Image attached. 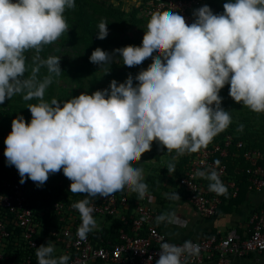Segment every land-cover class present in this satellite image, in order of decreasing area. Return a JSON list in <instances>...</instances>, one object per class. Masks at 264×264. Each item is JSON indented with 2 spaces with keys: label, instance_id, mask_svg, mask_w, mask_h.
<instances>
[{
  "label": "clouds",
  "instance_id": "9594fccd",
  "mask_svg": "<svg viewBox=\"0 0 264 264\" xmlns=\"http://www.w3.org/2000/svg\"><path fill=\"white\" fill-rule=\"evenodd\" d=\"M75 7V0H0V104L14 96L38 101L27 106L30 122L22 114L12 120L4 141L6 164L16 168L21 185L30 179L37 188L62 169L70 192L86 194L71 205L80 214L77 236L84 240L99 228L92 215L95 198L125 188L145 197L144 169L133 162H140L154 141L168 154L175 152L166 166L171 175L178 157L206 149L230 126L231 113L221 106L225 85L236 103L264 113V0H227L219 14L205 4L193 10L190 25L177 12L156 11L140 46L112 52L97 47L89 57L104 74L112 63L132 68L150 58L146 69L123 82L113 79L91 95L48 102L45 92L63 72L60 57L39 54L69 31L64 13ZM107 25L105 20L97 25V39L109 35ZM33 50L29 65L25 54ZM41 68L47 69L43 78ZM243 129L240 124L237 131ZM214 163L218 167L220 161ZM195 175L209 181L210 192L227 196L216 168ZM166 196L180 199L176 192ZM166 220L175 222L172 214L156 217L157 223ZM159 248L156 264H187V257L200 252L192 241L162 242ZM54 252L50 242L37 247V264H68L69 255Z\"/></svg>",
  "mask_w": 264,
  "mask_h": 264
},
{
  "label": "built area",
  "instance_id": "2783aa9c",
  "mask_svg": "<svg viewBox=\"0 0 264 264\" xmlns=\"http://www.w3.org/2000/svg\"><path fill=\"white\" fill-rule=\"evenodd\" d=\"M142 7L141 14L146 20L156 11H173L182 15L190 25L194 22L193 10L202 6L203 0H137ZM189 161L178 184L186 200L202 217H214L219 214V208L224 202V196H217L208 190L209 181L195 175L197 171H207L216 168L221 181L231 190L233 197L238 194L236 181L228 179L226 158L244 159L248 166L246 172L250 175V190L261 193L264 190V151L248 147L243 140H235L232 134L224 139L210 143L206 149L197 153L187 154ZM215 161H220L219 166ZM63 174V170L56 173ZM50 174L49 176H52ZM20 179L0 178V261L5 259V246L10 238L18 244L24 243L25 249L33 250L40 246L41 241L58 244L60 255L70 256L68 264H88L101 262L103 264H154L159 259L162 242L177 246L185 241L198 244V256L187 257V264H203L214 261L216 264H229L231 256H248L253 254L264 255V210L254 211L248 220L245 237L236 230H229L225 234L211 233L201 239L181 241L170 240L160 229L156 217L160 213L155 208L156 197L147 189L143 199H139L133 208L130 203L132 192L127 188L109 198L97 197L92 201L94 212L99 218L111 217L119 219L124 226L119 230L115 240L104 242L95 240L89 233L81 240L77 230L82 221L78 210L71 207L63 199H52L46 213L58 217V226H47L46 221H39L38 215L31 207L33 181ZM48 180L44 184L47 185ZM59 185L64 181L60 180ZM71 181L68 179L67 190H70ZM44 186L40 189L43 190ZM86 194H76L70 197L80 201ZM47 195V199L50 198ZM44 213H41L43 215ZM187 254L182 256V262ZM151 257V259H150ZM33 255H28L19 261L10 264H32Z\"/></svg>",
  "mask_w": 264,
  "mask_h": 264
},
{
  "label": "trees",
  "instance_id": "16d2710c",
  "mask_svg": "<svg viewBox=\"0 0 264 264\" xmlns=\"http://www.w3.org/2000/svg\"><path fill=\"white\" fill-rule=\"evenodd\" d=\"M115 1L118 0H75V9H68L65 11L64 15L70 27L68 31L70 49L66 51L67 54L64 57V64H72L71 62L73 59H75V55H81L86 59V61L89 62V64H91L89 60V57L91 55H85L84 52L92 50L94 51L100 44L107 45L115 43V49L128 45H141L138 39L129 36L118 38L107 36L104 40H99L96 38V32L98 30L97 25L101 22V20H105L108 23L107 27L109 31L123 30L125 20L126 18L129 19V17H131L130 20L133 23H138L146 20L141 14V6L133 7L132 11L128 12L118 6L116 8V5L114 3ZM225 2H227V0H203L202 6L207 4L213 10L214 14H219L223 13V4ZM31 52L32 51H29L25 54L27 57L26 63L28 62V54ZM60 52L61 50L59 47L46 45L41 54L46 59L50 55L58 57ZM30 64L33 63L30 61ZM60 67L61 69L63 68L61 65ZM86 68L88 67L86 66ZM133 68H136V66ZM229 88L230 85H226L222 89V91L229 92ZM4 110L5 109H0V121L1 116H3V114H7V111ZM237 128L238 127L235 124L231 123L230 126L225 131L218 134L211 143L218 142V140L220 139H224L227 134H232L236 141L243 140L248 147L257 148L264 151V134L261 135L257 131L261 136L258 137L257 133L249 131L239 132L237 131ZM4 141L5 140L1 139L0 137V151L5 150L6 145ZM154 143L161 150V146L159 145V143L155 141ZM163 150L167 152L166 147H164ZM169 155L172 157L175 155V152ZM188 161L189 156L185 154L180 157L177 164L175 163L176 171L167 180V183L169 185L179 186L178 181L184 173L185 166ZM224 162L227 163V178L235 180L239 190L237 196L233 197L231 190L227 189L228 193L227 196H224V202L219 208V213L238 209V206L241 205L242 202L246 201L245 195L248 191L249 186L251 185L250 175L246 172L248 164L244 159L238 158L237 160H234L232 157H230L226 158ZM0 178H12L14 180L20 179L16 168L14 166H7L4 154L0 156ZM163 179L165 178L163 177ZM60 180L64 181L63 185L58 184ZM144 182L147 184L148 190H151L150 188L152 187L156 188V180L154 177L149 176L144 180ZM67 183L68 178H66L62 173L49 176L48 184L44 186L43 190L37 188L33 182L32 195H30L31 207L38 215V220H45L48 227L58 226L60 224L56 215L52 213H46V207L50 206L52 199H63L69 204L77 202V199L74 200V198H71L72 200H70V197L76 196V194H73L70 192V190H67ZM151 191L154 193V195H156L153 190ZM47 195H50L51 197L47 199ZM138 200V195L136 193H132L130 197V203L132 204L133 208L135 207V204ZM260 209L264 210V202L258 208V210ZM41 213L44 214L41 215ZM93 218L95 220L99 219L97 215H94ZM106 218L111 221L106 227L93 230L89 233L97 241H100L101 238L104 239V242L115 240L119 235L120 228L124 226L119 219H112L111 217ZM44 242L45 241H41L40 245H42ZM5 251V259L3 261H0V264H10L13 261L23 260L28 255V253H32L33 255L32 264H37V258L35 255L36 249H25L24 243L18 244L13 238H10L6 243Z\"/></svg>",
  "mask_w": 264,
  "mask_h": 264
},
{
  "label": "rangeland",
  "instance_id": "374dc122",
  "mask_svg": "<svg viewBox=\"0 0 264 264\" xmlns=\"http://www.w3.org/2000/svg\"><path fill=\"white\" fill-rule=\"evenodd\" d=\"M114 1V0H113ZM117 6L125 11H132L133 7H138L137 0H118L114 2ZM131 17L126 18L124 29L119 31H109L108 37H123L129 36L138 39L142 43V38L144 31L147 30L148 20H144L138 23H133L130 20ZM69 34L68 32L63 34L56 42H54V47H59L61 52L58 55L60 57V65L62 68V74L59 78H54L53 83L48 87L45 92L44 99L51 102L52 98H56L58 101H65L72 97H78L81 93H87L91 95L97 90L105 89L109 86L111 80L115 79L118 82H123L129 73L135 76L141 69H146L151 63V59H146L142 65L136 66V68H129L124 66L122 63H112L110 65V72L104 74V70L100 69L99 65L89 64L85 58L81 55H75V59L72 60V64L65 63L64 57L66 56V51L70 49L69 45ZM104 51L112 52L115 49V43L107 45H98ZM93 51V50H92ZM92 51L84 52L85 55H91ZM28 62L33 63L36 53L34 50L28 54ZM39 57L45 59V57L40 53ZM38 62V61H37ZM86 66L88 68H86ZM47 74L46 68H41L39 76L43 78ZM27 75V73H26ZM137 83L134 80V84ZM226 86V85H225ZM222 99V107L231 113L232 123L237 127L240 124L244 125L243 131H249L257 133L258 137L264 134V113H255L244 107L242 103H236L230 96L229 92H220ZM38 103L37 100L33 99L30 101H24L21 96H14L11 100H6L4 104H0V109H5L7 114L1 116L0 121V137L5 140L7 135L11 132L12 120L16 118L18 114H22L25 117L26 122H30L31 113L27 106L29 104ZM4 110V111H5ZM259 133H258V132ZM4 154V151H0V156ZM181 157V156H180ZM178 157L175 161H179ZM172 160V157L165 152L163 149L160 150L153 142L151 146V151L142 154L140 162H133L134 167H141L144 169L145 179L152 176L156 180V188H150L156 195L168 189L177 188L178 185H169L167 180L173 174H169L166 168L167 164ZM163 177L165 179H163ZM155 195V196H156ZM105 220V217L99 218V220Z\"/></svg>",
  "mask_w": 264,
  "mask_h": 264
},
{
  "label": "crops",
  "instance_id": "0c3cea01",
  "mask_svg": "<svg viewBox=\"0 0 264 264\" xmlns=\"http://www.w3.org/2000/svg\"><path fill=\"white\" fill-rule=\"evenodd\" d=\"M176 192L180 199H169L166 194ZM155 208L160 215L172 214L174 223H168L167 220L160 222V229L172 241H181L188 239H201L211 233L225 234L229 230H236L237 233L245 237L248 228V220L250 215L257 211L264 202V190L261 193L254 190L248 191L245 195V202H242L236 210H228L220 212L214 217H202L196 210L186 202L185 195L181 188H172L160 192L155 196ZM262 210V209H260ZM99 228L106 227L111 221L96 220ZM97 230V229H96ZM53 244V243H51ZM55 247V256H60V247L58 244H53ZM88 264H103L101 262H91ZM131 264V263H127ZM156 264V263H154ZM203 264H216L214 261H207ZM229 264H264L263 254H251L248 256H231Z\"/></svg>",
  "mask_w": 264,
  "mask_h": 264
},
{
  "label": "bare ground",
  "instance_id": "6f19581e",
  "mask_svg": "<svg viewBox=\"0 0 264 264\" xmlns=\"http://www.w3.org/2000/svg\"><path fill=\"white\" fill-rule=\"evenodd\" d=\"M150 191H151V190H150ZM151 192H152V191H151ZM185 200H186V198H185ZM186 202L189 203L187 200H186ZM189 204H190V203H189ZM190 205H191V204H190ZM156 210H157V209H156ZM157 211H158V210H157Z\"/></svg>",
  "mask_w": 264,
  "mask_h": 264
}]
</instances>
